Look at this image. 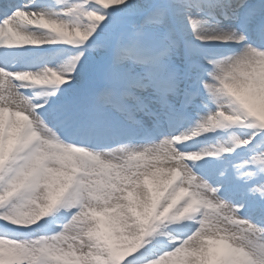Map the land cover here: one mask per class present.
Segmentation results:
<instances>
[{
	"label": "snow or ice",
	"instance_id": "6c2138e0",
	"mask_svg": "<svg viewBox=\"0 0 264 264\" xmlns=\"http://www.w3.org/2000/svg\"><path fill=\"white\" fill-rule=\"evenodd\" d=\"M0 264H264V0H0Z\"/></svg>",
	"mask_w": 264,
	"mask_h": 264
}]
</instances>
